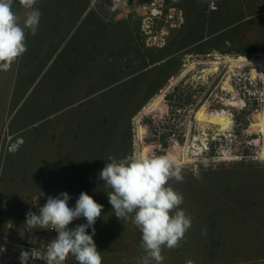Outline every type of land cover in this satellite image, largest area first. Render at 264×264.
I'll use <instances>...</instances> for the list:
<instances>
[{
    "label": "rangeland",
    "instance_id": "1",
    "mask_svg": "<svg viewBox=\"0 0 264 264\" xmlns=\"http://www.w3.org/2000/svg\"><path fill=\"white\" fill-rule=\"evenodd\" d=\"M151 1L155 0H125L116 6L114 0H37L35 7L41 12L37 34L29 32L26 53L10 70L0 71V193L9 194L4 184L10 181L37 191L17 210L0 198V264H20L21 251L31 250V235L48 243L56 237L53 230L27 225L29 210L38 212L48 196L59 195V186L70 197L84 192L104 204L111 189L98 179L99 172L109 157L133 154L132 131V147L126 151L118 146L102 152L95 148V157L85 164L86 175L69 169L64 143L75 113L89 114L92 105L100 104L96 107H106L103 115L127 117L137 109L139 99L157 84L159 93L192 61L241 56L264 60V0H156L158 13L150 24L153 35L166 33L161 41L149 40L144 31ZM13 9L24 17L19 0H14ZM101 63L108 67L107 80L104 75L95 81L98 88L86 99L74 96L73 83L80 72ZM198 66L168 89L166 110L152 112L157 120L170 119L167 128L175 130L186 120L190 129L191 161L178 165L184 180L169 183L183 194L180 208L192 217V224L177 247L162 249L168 254L162 264H264V160L258 159L264 134L250 129L253 114L264 110L263 81L251 79V65L235 68L230 80L237 92L233 95L222 90L227 64L206 76L204 70L210 67ZM129 92L133 95L128 99ZM232 95L244 103L225 104ZM105 101L113 104L103 105ZM121 101L129 102L125 109L119 106ZM206 102L211 110H227L234 123L226 134L207 132L204 141L193 117ZM92 114L97 115L94 110ZM156 128L159 133L153 130L155 136L149 137L155 141L154 152L168 154L164 126L160 123ZM176 142L183 146L185 138ZM204 143L207 149L192 152ZM230 150L233 157L217 158ZM116 220L101 216L96 221L108 222L101 226V237L113 249L111 263L138 264L145 254L142 234L133 223L126 225L128 233L111 226L108 234L107 225ZM68 227H77L76 221ZM184 254L188 256L181 259ZM191 255L199 258L192 260ZM71 260L70 255L66 264H78ZM28 264L47 262L30 257Z\"/></svg>",
    "mask_w": 264,
    "mask_h": 264
},
{
    "label": "clouds",
    "instance_id": "2",
    "mask_svg": "<svg viewBox=\"0 0 264 264\" xmlns=\"http://www.w3.org/2000/svg\"><path fill=\"white\" fill-rule=\"evenodd\" d=\"M13 3L14 0H0V71L10 70L26 53L27 34H37L41 19V12L35 7L37 0H19L25 10L23 18L14 11ZM98 179L111 189L107 195L114 215L120 221L131 218L142 234L141 248L145 254L138 264H152L153 261L162 264V249L177 247L192 224V217L180 208L183 194L169 183L184 180L175 157L155 152L121 159L109 157ZM70 199L67 192L48 196L38 212L29 210L26 213V224L57 233L43 253L47 264H64L70 255L78 264H102L101 252L93 236L96 234L94 225L104 206L84 192L80 193L74 208L68 206ZM81 217L86 218L87 223L74 229L68 227ZM89 228L91 234L86 231ZM40 255L34 249L22 250L20 264H28L30 257Z\"/></svg>",
    "mask_w": 264,
    "mask_h": 264
},
{
    "label": "crops",
    "instance_id": "3",
    "mask_svg": "<svg viewBox=\"0 0 264 264\" xmlns=\"http://www.w3.org/2000/svg\"><path fill=\"white\" fill-rule=\"evenodd\" d=\"M108 67L103 63L100 65H90L86 66L84 68V71L80 72L82 75L76 81L73 83L72 88V94L74 96L80 97L79 99H86L89 97V95L96 89L98 86L94 85L95 81L105 79L108 76ZM107 80V79H106ZM161 86L157 84L156 88L148 92V95L143 97L136 106V110L131 111L127 117L120 115L119 113H111L107 115L101 114L104 109L103 107L97 108L96 106H101L100 104H95L94 106L90 108L91 113L89 114H74L71 118L70 127H69V133L70 137L68 139V142L64 143V148L67 153H69L68 160V166L69 169H78L79 173L81 175H86L87 167L86 162L92 161V159L95 157V151L100 150L102 152L104 149L106 150H112L115 147H125V151L127 147H132V140L130 138V135L132 133L133 129V119L136 117L135 115L141 110L142 107H145L152 98H154L158 91L161 89ZM134 91L133 89L131 90ZM130 91V92H131ZM130 92L127 94V98L129 99ZM145 92V91H144ZM143 92V93H144ZM92 95V94H91ZM90 95V96H91ZM137 96V95H136ZM135 96V98H136ZM134 98V99H135ZM149 101V102H148ZM105 103L108 105H112V101H105ZM128 101H121L119 106H121V109H125V107L128 105ZM102 105V106H103ZM120 109V110H121ZM89 110V109H88ZM92 110H94V113L97 115L92 114ZM119 110V112H120ZM95 148H98L95 150ZM64 150V152H65ZM92 154L94 156L92 157ZM88 173V172H87ZM5 187L9 189L8 195L3 196L2 193H0V198H3L6 200L7 203H9V208L12 210L22 209L25 205V202L29 196H32L37 193V191H29L27 189H24V183L21 186L14 185L12 181L5 182ZM58 193L60 194L62 192V186H59L57 188ZM88 194V193H87ZM80 195V194H79ZM79 195H74L71 197V199L68 201L69 207H75L76 200L79 198ZM90 195V194H89ZM93 197V196H92ZM97 203L102 204L103 200H95ZM105 203L102 204L103 210L101 212L102 218L108 217V216H115L113 213L112 205L109 203V200L104 201ZM100 216V218H101ZM116 217V216H115ZM117 218V217H116ZM118 219V218H117ZM77 226L79 224L87 223L86 218L81 217L78 220H75ZM108 222H101V223H95L94 227L96 230V234L93 236V240L97 246V250L101 252L102 256V264H106L104 261L109 260L110 262H107V264H112L111 259L112 256L110 255V252L113 251L109 247V244L107 241L102 240V232H101V226L103 224H106ZM132 223L131 219L127 221H120L116 220L112 222V224L107 225L106 231L108 234H111L110 227H116L120 233H128L126 225ZM88 234H91V228L86 230ZM110 249V250H108ZM164 259L168 258V254H162ZM170 256V255H169ZM188 255L184 254L183 258H186ZM72 263H77L74 257H72ZM199 258V255H191L190 259L196 260Z\"/></svg>",
    "mask_w": 264,
    "mask_h": 264
},
{
    "label": "bare ground",
    "instance_id": "4",
    "mask_svg": "<svg viewBox=\"0 0 264 264\" xmlns=\"http://www.w3.org/2000/svg\"><path fill=\"white\" fill-rule=\"evenodd\" d=\"M124 1L125 0H114L116 6L119 3L123 4ZM224 64H227L228 72H227L225 79H223L224 80L222 83L223 91L236 95L237 92L234 89V87L231 85L232 83H230V80L232 78V75L235 72V68H242L245 65L252 66V68L250 69V76L252 77L251 79H254L257 77L260 78L263 81V86H264V60L263 59H248L246 57L241 56L238 59H233L229 57H225V58L216 57V59H212V60L192 61L189 64H187V66L179 73L177 77L171 78L169 81V84L164 89H162L154 98L150 100V102L143 108L141 115L145 116L155 111L166 110V104L164 103V100H165V95L168 89L171 88L173 85H175V83L178 82L179 80L187 77V74L191 70L199 67L198 65H207L210 67L204 70V74L206 76V75H209L208 73L218 72L220 70L221 65H224ZM196 78H197V75H196ZM205 78L206 77H204L203 79L206 80ZM233 97L229 99L225 98L224 103L227 105H233L237 107H240V105L244 103V101H242L239 97L237 96L236 98L235 97L233 98ZM208 103L207 102L203 103L198 109H196L194 111V117H193L197 128H199V131H202L203 136H200V137L204 141L208 139L207 132L215 131L217 135H221V133L226 134L227 131H229V129L232 127L231 126L232 123H234L232 121L233 119H231L230 114L227 110L225 109L211 110L208 108ZM140 118L141 116L138 115L137 120H140ZM252 118H253V122L250 126V129L252 131L259 132L260 134H264V110L254 113ZM145 135H146L145 127L139 124L137 128L136 145L138 146V150L135 152L136 154L148 155L151 152V146L144 141ZM202 149H203L202 146H198L197 149H194L192 152L195 154H199L202 151ZM190 150H191V147L188 141L183 146L176 142L174 146H172L168 150L167 153L175 157L178 165H183L191 161V158L189 155ZM258 159L264 160V146L262 147V150L259 153Z\"/></svg>",
    "mask_w": 264,
    "mask_h": 264
},
{
    "label": "built area",
    "instance_id": "5",
    "mask_svg": "<svg viewBox=\"0 0 264 264\" xmlns=\"http://www.w3.org/2000/svg\"><path fill=\"white\" fill-rule=\"evenodd\" d=\"M150 5H151V10H150V15L148 16V19L146 20L148 23L145 25V33L148 35V39L149 40H154V41H161L162 38L164 37V35L166 33L162 32L161 34H154L152 33L151 31V26L152 24H150V21H151V18L155 17L158 13L157 10V6L159 5V2L158 1H151L150 2ZM156 11V13H155ZM146 39V43L149 42V40ZM151 116V117H150ZM146 118H150V121L149 122H145ZM160 123L162 124V126H164V131L167 133V136H168V139H167V145H168V149L169 147L171 146L172 143H175L176 140L178 139V137H184L185 138V142L184 144L188 141L189 142V134H190V129L186 123V120L181 123V126L180 127H177V129L175 130H172L170 127L167 128V126H169V124L171 123L170 119L168 120L167 118H163V119H155V115H153L152 113L149 114V115H145V116H142L141 115V118L140 120H137V117L133 119V136H134V141H133V154H136L135 152L138 150V146L136 145V142H137V128H138V125L141 124L145 127L146 129V135L144 137V141L149 144L151 146V152H154L155 148H156V145H155V141H152L150 140V135H153L155 136L153 132V130L157 133H159V128H156V127H159L160 126ZM197 145V144H195ZM193 145V146H195ZM198 147V146H197ZM196 147V149H197ZM203 147V146H202ZM204 149H207V143H204ZM168 149H164V151H168ZM203 151V149H202ZM149 153V154H150ZM220 155V154H219ZM222 156H217V158L219 159L220 157L223 158V160L227 159V157L229 156V158L233 157L234 156V153L230 150L228 151L227 153L225 152H222L221 154ZM37 198V197H36ZM33 199V203H36L37 199ZM29 246L31 249H34L36 250L37 252L41 253L40 256H37V257H32L34 260H38V261H44V262H47L44 257H43V253L45 252L47 246L49 245L48 241L45 240L43 237H36L35 235H31L29 237ZM64 264H66V261L64 262Z\"/></svg>",
    "mask_w": 264,
    "mask_h": 264
}]
</instances>
